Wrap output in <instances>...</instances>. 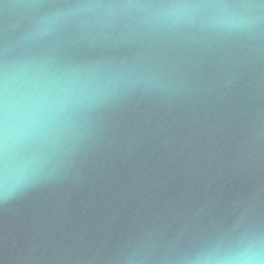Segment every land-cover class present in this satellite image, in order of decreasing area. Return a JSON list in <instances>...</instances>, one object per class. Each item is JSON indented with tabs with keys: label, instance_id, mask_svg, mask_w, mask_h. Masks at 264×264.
Segmentation results:
<instances>
[{
	"label": "water",
	"instance_id": "95a60500",
	"mask_svg": "<svg viewBox=\"0 0 264 264\" xmlns=\"http://www.w3.org/2000/svg\"><path fill=\"white\" fill-rule=\"evenodd\" d=\"M70 103L4 141L0 264H210L264 245V0H0L6 85Z\"/></svg>",
	"mask_w": 264,
	"mask_h": 264
},
{
	"label": "clouds",
	"instance_id": "9594fccd",
	"mask_svg": "<svg viewBox=\"0 0 264 264\" xmlns=\"http://www.w3.org/2000/svg\"><path fill=\"white\" fill-rule=\"evenodd\" d=\"M70 97L65 93L55 92L43 85H29L23 88L4 90L0 108L4 120V141L21 136L46 133L51 123L70 103ZM22 172L9 168L5 164L0 168V190L11 194L21 186ZM210 264H264V245L250 244L231 253L220 256Z\"/></svg>",
	"mask_w": 264,
	"mask_h": 264
}]
</instances>
